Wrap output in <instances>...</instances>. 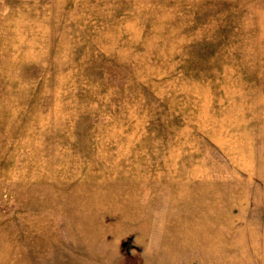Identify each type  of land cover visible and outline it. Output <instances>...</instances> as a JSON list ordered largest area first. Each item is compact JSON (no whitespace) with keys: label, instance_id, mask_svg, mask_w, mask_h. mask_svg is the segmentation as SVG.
Returning <instances> with one entry per match:
<instances>
[{"label":"rangeland","instance_id":"1","mask_svg":"<svg viewBox=\"0 0 264 264\" xmlns=\"http://www.w3.org/2000/svg\"><path fill=\"white\" fill-rule=\"evenodd\" d=\"M0 264H264V0H0Z\"/></svg>","mask_w":264,"mask_h":264}]
</instances>
